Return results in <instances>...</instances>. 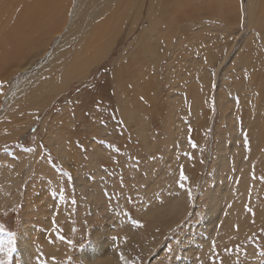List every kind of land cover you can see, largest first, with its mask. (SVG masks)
I'll return each instance as SVG.
<instances>
[{
    "label": "rangeland",
    "instance_id": "obj_1",
    "mask_svg": "<svg viewBox=\"0 0 264 264\" xmlns=\"http://www.w3.org/2000/svg\"><path fill=\"white\" fill-rule=\"evenodd\" d=\"M150 1L134 3L125 31L88 75L64 83L43 109L37 106L44 92L32 93L0 132V259L6 264H22L25 215L35 223L36 253L28 264H88L85 253L106 236V255L93 264H264V83L254 75L264 66L261 0H235L232 26L219 12L198 13L211 0H196L191 16L180 0L166 11L167 0ZM25 3L0 0L4 22L18 26ZM154 15L162 21L152 36ZM88 20L86 12L75 19L67 40L59 41L65 48H56L57 62L42 61L46 81L37 88L62 78L77 37L91 29ZM54 27L55 19L43 31L42 50ZM144 33L151 45L130 47ZM15 50L0 44V57ZM140 74L146 78L137 79ZM93 98H102L104 108L85 115Z\"/></svg>",
    "mask_w": 264,
    "mask_h": 264
},
{
    "label": "bare ground",
    "instance_id": "obj_2",
    "mask_svg": "<svg viewBox=\"0 0 264 264\" xmlns=\"http://www.w3.org/2000/svg\"><path fill=\"white\" fill-rule=\"evenodd\" d=\"M173 1L174 0L166 1L165 5L163 6L164 11H166V5H173ZM195 1L196 0H189L188 2L187 0L188 3H186L185 0H180L179 5L186 16H191L194 14ZM211 1L212 2L209 1L207 4H205V6L198 11V13H206L211 18L216 12H219V16L223 22L230 21L233 15V2L235 3V0ZM218 1L220 2L221 7L215 4ZM136 2L137 0H26V3L23 5V9L18 18L20 19L19 25L16 27L10 26L8 31L7 46L15 48L16 50L14 53L5 54L4 56L6 61H13L15 59H19L20 57L21 58L13 67L7 70L2 79L4 81H8L17 73L19 76L22 74V76L13 82L12 86L14 85V91L12 92V96L8 98L5 93L2 100L0 101V115H2L4 112L5 105L10 101V99L14 98L18 90H20L19 93L21 92L22 86H24L25 82L28 80L27 78H29L31 71L36 68V66H34L36 62L41 59L47 60L50 61V66L57 62L58 55L56 53V48L57 51L60 50L61 52L66 46L63 44L61 47H58L59 41L62 39L67 40L71 26L74 24L75 19L80 13L86 12V17L89 18L87 22L91 23V29L86 28L85 32L77 37L79 40L74 58H71L69 63L63 65L64 69L62 78L58 80L57 76L55 75L52 79H47V84L41 87V89L44 90L43 94L46 95V97L44 101H40V105L37 106L40 109L45 108L57 94L62 92L64 83H69L71 79H83V76L88 75V71L92 66L98 65V63L107 57L109 51L114 46L117 37L122 35V33L125 31L131 8ZM261 7L262 10L260 13V24L264 25V0H261ZM0 11L4 12L5 10L0 8ZM132 14H134V10L132 11ZM61 15H65V17H63L65 19L61 23L63 25L60 27L61 24L59 25V19L61 18ZM237 15H239V12H237ZM194 16L197 15L195 14ZM199 17L202 21L204 20V16ZM54 19L55 27L52 29V34L54 33V37L50 36L46 40L44 44L45 49L42 50L43 31L48 26H52ZM240 20L241 16L239 15L238 22ZM161 21L162 20L157 15L153 16L149 25V32L152 36L156 35L158 25L161 23ZM233 21L234 18L231 19L230 26H232ZM8 23L9 21H7L5 26H7ZM134 28L135 27H132L127 35H130L134 31ZM38 31H40V34H37ZM161 35H167L165 30H163ZM138 36H140V38L136 42V47L138 48V51L145 50L147 48V41L141 37L143 34H139ZM233 36V31H228L225 34V38H230V44H228L230 50H233V44L231 43L233 42ZM164 43L170 46L172 43L170 37L166 36ZM261 43L264 47V41H261ZM132 46L133 42L131 43L130 47ZM180 47H183L182 43L180 44ZM251 49L253 51L255 50L254 47H251ZM55 66L58 67V65H54V67ZM42 68L43 65L41 66V69ZM171 69L172 72L176 74L177 69L175 61L172 63ZM262 71L259 72L258 70L254 75L259 81L264 83V66ZM37 87L32 88V90L27 93L19 103H15L14 106L8 111L6 115V122L0 125V132L10 125L9 121L15 113V107L20 105V103L24 99L28 98L32 93H36V91L40 90V88ZM259 90L260 98L264 99V89ZM236 134L232 133V136L234 137ZM234 140L236 143L239 141L238 138H234ZM211 203H215L213 198L211 199ZM28 217L25 215L23 218L24 220L22 221L25 229L24 235L22 236L20 249L22 264H28L31 256L36 253V248L31 241V236L33 235L34 230L32 227L35 226V223L28 219ZM103 232L108 231L107 229L105 231L104 228ZM97 234L99 235V233ZM106 237H104V240L101 241V243H93L87 250L84 255V259L88 264H93L99 260L101 255H106L104 250V246L107 244Z\"/></svg>",
    "mask_w": 264,
    "mask_h": 264
},
{
    "label": "crops",
    "instance_id": "obj_3",
    "mask_svg": "<svg viewBox=\"0 0 264 264\" xmlns=\"http://www.w3.org/2000/svg\"><path fill=\"white\" fill-rule=\"evenodd\" d=\"M9 2H10V0H9ZM0 8H3L5 10V7L2 4H0ZM6 19L8 20L5 11L4 12H1L0 11V38H2V39H0V44H2V45H7V41H8V31H9V27H10V22L8 23L7 26H5L7 22H4V21ZM141 37H143L147 41V48H148L151 45V40L148 37H145V33ZM139 38H140V36H137L135 38L132 48L134 46H136V42H137V40ZM0 59H1L0 60V75L2 76L0 78L2 79L3 76H4V74L7 72V70H9L11 67H13L18 62L19 59H15L13 61H6L4 59V57H0ZM42 61H43L42 59L38 61V62H41V64H38L36 62V64L34 65V66H36V68H34L31 71V74H30L29 78H27L28 80L26 79L27 81L26 80H25L26 82L24 81L25 84H24V86H22L21 92L19 93L20 90H18V92H17V94H15L14 98L10 99V101L5 105V110L2 113V115H0V125L4 124L6 122V115H7L8 111L14 106V104L15 103H19L23 99V97L32 90V88L37 87L38 86V83H39L38 81L41 82V80H45L44 79V77H45L44 74L45 73L43 72V70L41 68H39L44 63V62L42 63ZM127 61L128 60H126V61L125 60H122L121 63H125ZM7 62H9L10 64L9 65H4ZM2 64H3V68L1 67ZM135 65H138V61L135 62ZM169 69H170V67H169ZM115 70L112 71V73H111V78L114 81L119 79V74H118L117 70H120V69L117 68ZM35 71H38V73L34 74ZM114 72H115V74H114ZM18 76H19L18 73L15 74L10 80L5 81V83H7L8 85H5L4 87H0V101L2 100L3 96L5 95V93H6V95H7L8 98H10L12 96V92L14 91V85L12 86V84H13L14 81L17 80L16 78ZM21 76H22V74L18 77V79ZM145 78L146 77L144 76V74H140V76L137 77V79H141V80H143ZM64 89H65V87L63 88L62 91H64ZM38 91H40L41 93L44 92V90H42V89H40ZM45 97H46V95H45ZM18 106L16 107L17 110H18ZM59 155H60L59 158H60L61 162L64 163V164H67L66 161L63 158L64 157L63 154L59 153Z\"/></svg>",
    "mask_w": 264,
    "mask_h": 264
},
{
    "label": "snow or ice",
    "instance_id": "obj_4",
    "mask_svg": "<svg viewBox=\"0 0 264 264\" xmlns=\"http://www.w3.org/2000/svg\"><path fill=\"white\" fill-rule=\"evenodd\" d=\"M140 99L143 100V97H140ZM91 103H92V106L89 109V111L87 113H85V115H91L94 111L95 112H99L100 109L104 108V104H103V99L102 98H100V99L93 98ZM72 115L74 117L75 116V112H73ZM119 123L122 124L123 121H119ZM77 145L79 146V141H77ZM192 146L196 147L195 144H193ZM117 151H118V149H117ZM64 174L65 175H69L68 173H64ZM69 178H71V177L69 176ZM187 179H188L187 176L183 172V166H181V171H180V176H179V181L181 182L180 183V187L181 188H184V183H182V182L186 181ZM187 192H188V198H189V200H191L192 199L191 189H187ZM249 211H251V209H249ZM2 230L3 229H0V231H2ZM9 236H11V234H9ZM60 239H63V237L61 236ZM7 243H8L9 246L6 249V252L10 256L12 251H13V248L11 247L13 241L11 239H9ZM69 243H71V242L69 241ZM0 244H2V242H0ZM4 250L5 249L2 246H0V251H4ZM225 251L226 252H231L232 250L226 249ZM236 251L238 252L239 248H237ZM121 259H123V256H121ZM0 264H6V261L3 260V259H0ZM125 264H128V262L125 261ZM221 264H223V261H221Z\"/></svg>",
    "mask_w": 264,
    "mask_h": 264
}]
</instances>
